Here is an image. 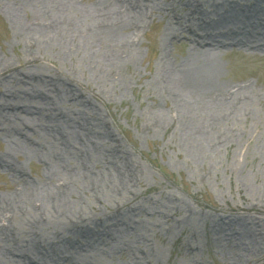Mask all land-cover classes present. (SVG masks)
Returning a JSON list of instances; mask_svg holds the SVG:
<instances>
[{
	"label": "rangeland",
	"instance_id": "rangeland-1",
	"mask_svg": "<svg viewBox=\"0 0 264 264\" xmlns=\"http://www.w3.org/2000/svg\"><path fill=\"white\" fill-rule=\"evenodd\" d=\"M184 1L155 0L161 10L144 8L141 15H130L114 38L132 41L133 54L94 71L87 60L105 45L99 47L91 37L73 33L51 42L34 40L41 33L39 24L45 12L37 10L31 0H0V70L14 67L22 79H13L11 72L1 76L0 99H16L13 92L33 88L37 95L42 92L55 98L57 108L67 115L63 119L43 110L38 121L39 104L31 101L28 107L34 110L30 115L34 124L50 127L60 123L69 134L67 124L71 117L79 116L96 131L104 127L112 133L110 140L97 133L79 136V141L87 137L93 143L89 164L79 173L80 184L58 173L53 180L55 185H67L64 198L71 214L41 219L46 224L42 235L55 239L63 254H74L80 263L264 264V50L228 44L233 36L223 29L208 31L221 43L213 46L211 54L216 81L225 89L246 86L250 99L215 127V132L228 131L230 138H192L181 128L179 112L161 76L164 72L160 64L158 67L162 56V64L176 68L195 56L193 39L203 32L188 36L179 29L188 24L191 8L189 4L183 7ZM199 1L211 17L225 11L222 5L228 4L226 0ZM232 1L242 5L247 0ZM98 3L53 0L51 5L74 13ZM164 14L170 16L169 26L177 33L165 45L162 35L168 19ZM260 14L264 16V12ZM25 26L33 32L23 33ZM259 39L263 44L264 33ZM56 44L68 49L57 53ZM28 73L33 74L31 79L25 76ZM56 75L77 84L61 100L46 92L44 79ZM154 115L168 119L154 125L150 123ZM4 153L21 164L26 180L38 182L45 169L41 161L0 132V155ZM85 179L100 183L98 196L92 195ZM20 190L0 167V196ZM80 220L95 234L88 242L85 237H73V231L62 230L63 224ZM23 230L21 239L41 243L38 231L26 236ZM75 240L81 245L77 247Z\"/></svg>",
	"mask_w": 264,
	"mask_h": 264
},
{
	"label": "bare ground",
	"instance_id": "bare-ground-1",
	"mask_svg": "<svg viewBox=\"0 0 264 264\" xmlns=\"http://www.w3.org/2000/svg\"><path fill=\"white\" fill-rule=\"evenodd\" d=\"M52 1L31 0L37 10L42 9L41 11L45 12L43 22L39 24L41 33L37 31L38 35H34V40L40 39L42 42H48L66 33H73L74 36L77 35L80 38L91 37L95 44H99V47L100 44L105 45L100 52L96 50L92 52L87 60L88 67L94 71L103 70L111 63L128 58L133 54L132 41H116L114 38L115 31L126 24L130 15L142 14V11L146 9L161 10L155 0H99L98 5L88 11L77 10L71 13L66 11V8L51 5ZM179 1L182 2V0ZM226 1L228 4L222 5L225 11L217 12L214 17H211L203 10V4L199 0H185L183 7L187 4L191 7L186 21L188 24L179 26V29L186 31L188 36L197 35V30L203 32V35L196 36L198 39H193L196 43L193 52L195 56L193 59L184 60L177 68L162 64L163 52H161L162 57L158 59V67L160 64V69L164 72L161 76L179 112L178 120L181 122L182 130L192 138L201 141L208 139L219 141L221 138H230L228 131L215 132V127L229 117L238 105L250 99L249 88L246 86L234 90L225 89L216 81L211 54L213 46H220L221 43L214 39L216 34L212 36V33L208 31L223 29L233 36L228 44L264 50V43H259V36L264 33V16L260 14L263 10L259 6L264 9V0L260 2L247 0L242 5H233L232 0ZM49 6L53 7L49 8ZM215 6L220 8L218 4ZM243 6L246 11L243 9L241 12L245 13L239 11ZM226 11L229 13L226 14ZM140 15L137 17L140 18ZM164 16L168 19V26L162 35V42L165 45V41L167 39L171 41L177 33L169 26L170 16L168 14ZM33 30L25 26L22 32L28 34ZM239 35H243L245 39H241ZM108 39L109 41L105 42ZM206 39L212 41L208 42ZM55 48H57V53L68 49L63 44H56ZM14 69V67H7L0 70V77L11 72L15 75L13 79L22 82ZM25 76L31 79L33 74L28 73ZM44 80L46 81V92L54 93L60 100L65 92H72L73 87L77 85L71 79H62L57 75ZM65 80L69 81L71 86L67 87ZM38 94L36 90L30 88L29 90L23 89L18 94L13 92L11 95L16 99H0V132L10 136L14 142L22 144L24 150L30 156L38 158L45 168L38 182L32 183L26 180L24 168L21 164L12 161L9 153L0 155V167L10 174L13 184L17 183L21 186L19 192L11 191L7 195L0 196V264H10V261L17 264H93L90 260L80 263L72 253L63 254L57 247L55 239L42 235L43 226L46 224L42 225L41 219L45 216L64 218L67 214H71L64 198L67 185H55L53 180L58 173L66 175L64 179L74 178L75 182L80 184L79 173L86 170L89 164L93 143L87 137L81 142L78 140L79 136L97 133L103 134L110 140L112 133L104 127L96 131L93 126H90V121H82L79 116L69 118L71 119L67 124L68 129H71L69 134L64 131L60 123H53L54 125L50 127L41 122L39 126L34 124V116H30L34 114V110L28 107L31 101L39 104V109L35 112L40 116L38 121L43 118V110L50 111L55 117H63V119L67 117L57 108L55 98L42 92ZM82 101L84 105L89 106L85 98ZM167 119L162 115H154L150 118V123L160 125ZM108 150L116 149L109 148ZM71 161L74 163L70 164ZM84 183L92 195L100 194L99 182L85 179ZM84 222L80 220L74 224H63L62 230L73 231V237L79 236L81 239L85 237L88 242L95 234L84 225ZM79 226L82 228H78ZM22 229L26 236L35 235L38 231L42 239L41 243L38 244L34 239H21L20 230ZM75 243L78 244V240H75ZM79 245L81 244L77 247Z\"/></svg>",
	"mask_w": 264,
	"mask_h": 264
}]
</instances>
